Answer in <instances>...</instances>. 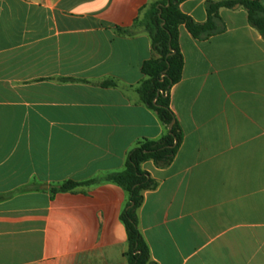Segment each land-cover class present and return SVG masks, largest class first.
Returning a JSON list of instances; mask_svg holds the SVG:
<instances>
[{
  "label": "crops",
  "instance_id": "crops-1",
  "mask_svg": "<svg viewBox=\"0 0 264 264\" xmlns=\"http://www.w3.org/2000/svg\"><path fill=\"white\" fill-rule=\"evenodd\" d=\"M162 1L0 0V264H129L128 195L107 177L166 132L138 94L154 57L141 23ZM228 1L180 9L205 24ZM219 17L203 39L180 27L184 142L169 167L142 166L158 184L138 212L156 264H264V38L241 6Z\"/></svg>",
  "mask_w": 264,
  "mask_h": 264
},
{
  "label": "trees",
  "instance_id": "trees-1",
  "mask_svg": "<svg viewBox=\"0 0 264 264\" xmlns=\"http://www.w3.org/2000/svg\"><path fill=\"white\" fill-rule=\"evenodd\" d=\"M187 0H163L152 5L141 25L152 40L154 57L142 66L147 78L138 88L141 102L153 111L165 127V135L159 140H140L127 154L125 169L108 175L107 180L121 187L128 195V202L121 214V221L127 232L126 257L129 264H156L139 226L138 212L143 206L145 193L158 187L151 175L142 169L143 164L153 162L164 169L175 160L183 142L184 132L171 107V91L182 80L184 57L179 46V29L185 26L196 39H203L218 31L219 12L223 8L243 7L250 25L264 38V6L260 1L238 0L209 3L208 21L198 24L183 14L180 9ZM106 85H114L110 82ZM173 124L172 129L170 126ZM91 180L85 183L67 182L53 187V193L73 192L80 187L97 183ZM8 196H0V200Z\"/></svg>",
  "mask_w": 264,
  "mask_h": 264
},
{
  "label": "water",
  "instance_id": "water-1",
  "mask_svg": "<svg viewBox=\"0 0 264 264\" xmlns=\"http://www.w3.org/2000/svg\"><path fill=\"white\" fill-rule=\"evenodd\" d=\"M172 127H173V124L170 126V128H169V129L171 130V129H172Z\"/></svg>",
  "mask_w": 264,
  "mask_h": 264
}]
</instances>
